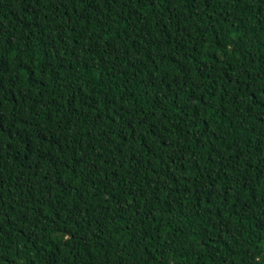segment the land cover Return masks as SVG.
<instances>
[{
  "label": "trees",
  "instance_id": "trees-1",
  "mask_svg": "<svg viewBox=\"0 0 264 264\" xmlns=\"http://www.w3.org/2000/svg\"><path fill=\"white\" fill-rule=\"evenodd\" d=\"M0 264H264V0H0Z\"/></svg>",
  "mask_w": 264,
  "mask_h": 264
}]
</instances>
